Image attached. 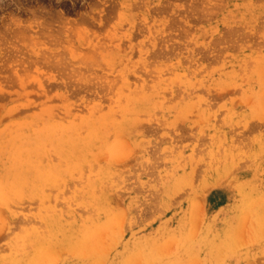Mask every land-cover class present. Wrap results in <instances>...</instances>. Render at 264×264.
Wrapping results in <instances>:
<instances>
[{"label":"rangeland","instance_id":"rangeland-1","mask_svg":"<svg viewBox=\"0 0 264 264\" xmlns=\"http://www.w3.org/2000/svg\"><path fill=\"white\" fill-rule=\"evenodd\" d=\"M109 1L0 0V264H264V0Z\"/></svg>","mask_w":264,"mask_h":264},{"label":"bare ground","instance_id":"bare-ground-1","mask_svg":"<svg viewBox=\"0 0 264 264\" xmlns=\"http://www.w3.org/2000/svg\"><path fill=\"white\" fill-rule=\"evenodd\" d=\"M2 1H4V4L7 5V4H6V3H7V0H1V2H2ZM10 1H11V0H10ZM106 1H109V0H106ZM166 1H167V0H166ZM166 1H165V2H166ZM187 1H188V0H187ZM189 1H190V0H189ZM196 1H197V0H196ZM201 1H203V0H201ZM207 1H209V0L203 1V3H204V2H207ZM222 1H223V0H222ZM222 1H221V2H222ZM12 2H13V1H12ZM102 2H103V1H102ZM113 2H114V0H113ZM194 2H195V1H194ZM221 2H220V3H221ZM109 3H110V1H109ZM118 3H119V2H118ZM143 3H145V2H143ZM166 3H167V2H166ZM185 3H186V2H185ZM195 3H196V2H195ZM198 3H200V2H198ZM207 3H208V2H207ZM211 3H213V1H212ZM218 3H219V1H218ZM19 4H21V3H19ZM100 4H101V3H100ZM110 4H111V3H110ZM110 4H109L108 7H105V8L108 9V8L110 7ZM115 4H117V3L114 2L113 5H115ZM169 4H170V3H169ZM221 4H222V3H221ZM0 5H2V3H1ZM101 5H102V4H101ZM148 5H149V4H148ZM172 5H173V3H172ZM172 5H170V6H172ZM190 5H191V4H190ZM192 5H193V3H192ZM195 5H197V4H195ZM208 5H210V4L208 3ZM208 5H207V7L205 6L207 9H208ZM2 6H3V5H2ZM22 6H23V5H22ZM116 6H117V5H116ZM164 6H165V5H164ZM173 6H174V5H173ZM5 7H6V6H5ZM13 7H14V6H13ZM19 7H20V6H19ZM19 7H18V9H19ZM141 7H142V6H141ZM143 7H144V6H143ZM165 7H166V11H167V7H169V6H165ZM188 7H189V6H188ZM192 7H193V6H192ZM197 7H198V5H197ZM205 7H204V8H205ZM21 8H22V7H21ZM115 8H116L115 6H114V7H113V6L110 7V9H114V10H116ZM155 8H156V7H155ZM171 8H172V7H171ZM212 8H213V7H212ZM214 8H215V6H214ZM110 9H109V10H110ZM160 9H161V8H160ZM198 9H199V8H198ZM200 9H201V8H200ZM200 9H199V11H200ZM202 9H203V8H202ZM207 9H206V10H207ZM4 10H6V9H4ZM10 10H11V8H10ZM109 10H107V11H109ZM153 10H155V9H153ZM158 10H159V8H158ZM170 10H171V9H170ZM170 10H169V11H170ZM192 10H194V9L192 8ZM192 10H190V11L192 12ZM195 10H197V9H195ZM209 10L212 11L210 8H209ZM104 11H105V10H104ZM112 11H113V10H112ZM155 11H156V10H155ZM159 11H160V10H159ZM171 11H172V10H171ZM179 11H180V9H179ZM182 11H183V10H182ZM5 12H6V11H5ZM114 12H115V11H114ZM176 12H177V11H176ZM180 12H181V11H180ZM180 12H179V13H180ZM183 12H184V11H183ZM9 13H10V12H9ZM13 13H14V12H13ZM158 13H159V12H158ZM165 13H166V12H165ZM168 13H169V12H168ZM172 13H173V12H172ZM192 13H194V12H192ZM198 13H199V12H198ZM202 13H203V11H202ZM205 13H208V10H207V12L204 11V14H203V15H205ZM209 13H212V12H209ZM107 14H108V13H107ZM109 14H110V13H109ZM155 14H156V13H155ZM160 14H161V13H160ZM199 14H200V13H199ZM199 14H197V15H199ZM0 15H1V14H0ZM4 15H6V14H4ZM7 15H8V14H7ZM151 15H152V14H151ZM193 15H194V14H193ZM201 15H202V14H201ZM201 15H199V17H200ZM206 15H207V14H206ZM1 16H2V15H1ZM171 16H172V15H171ZM174 16H175V15H174ZM207 16H208V15H207ZM207 16H206V17H207ZM103 17H105V15H104ZM167 17H168V16H167ZM177 17H178V16H177ZM177 17H176V18H177ZM203 17H204V16H203ZM2 18H3V17H2ZM182 18H183V17H182ZM184 18H185V17H184ZM193 18H194V17H193ZM201 18H202V17H201ZM204 18H205V17H204ZM10 19H11V18H10ZM174 19H175V17H174ZM186 19H187V16H186ZM194 19H195V18H194ZM194 19H192V21H193ZM0 20H1V19H0ZM105 20H107V19H105ZM170 20H173V19H170ZM176 20H177V19H176ZM189 20H190V18H189ZM195 20H196V19H195ZM178 21H179V20H178ZM160 22H161V21H160ZM169 22H170V24H171V23H172V24L174 23V22H172V21H169ZM194 22L196 23V21H194ZM11 23H12V22H11ZM176 23H177V22H175V25H176ZM185 23H186V22H185ZM197 23H199V22L197 21ZM172 24H171V27H172ZM188 24H189V23H188ZM13 25H14V24H13ZM179 25H180V24H179ZM152 26H153V25H152ZM157 26H158V25H157ZM173 26H174V25H173ZM185 26L188 27L187 25H185ZM21 27H22V26H21ZM23 27H24V26H23ZM166 27H167V26H166ZM171 27L169 26V28H171ZM28 28H29V27H28ZM139 28H140V27H139ZM152 28H153V27H152ZM176 28H177V27H176ZM180 28H181V27H180ZM183 28H185V27L183 26L182 29H183ZM188 28H189V27H188ZM188 28H186V32H187V31L189 32V30H187ZM196 28H197V27H196ZM11 29H12V27H11ZM17 29H18V28H17ZM29 29H30V28H29ZM171 29H172V28H171ZM173 29H174V28H173ZM191 29H192V28H191ZM222 29H223V28H222ZM224 29H225V27H224ZM9 30H10V28H9ZM26 30H27V29H26ZM178 30H181V29H179V27H178ZM237 30H238V29H237ZM237 30L233 29V32H234V31L236 32ZM162 31H163V30H162ZM172 31H173V30H172ZM175 31H176V30H175ZM184 31H185L184 29H183V31L181 30V32H184ZM14 32H16V31H14ZM14 32H13V33H14ZM26 32H27V31H26ZM26 32H24V33H26ZM153 32H154V29H153ZM166 32H167V30H166ZM186 32H185V33H186ZM191 32H192V31H190L189 34H190ZM233 32H232V33H233ZM235 32H234V33H235ZM18 33H19V32H17V34H18ZM20 33H21V32H20ZM24 33H21V34H24ZM140 33H141V32H140ZM171 33H172V32H170V34H171ZM232 33H231L230 35H233ZM237 33H238V32H237ZM26 34H27V33H26ZM172 34H173V33H172ZM241 34H242V33H241ZM8 35H9V34H8ZM157 35H159V34H157ZM186 35H187V34H186ZM224 35H225V34H224ZM224 35H223V36H224ZM227 35H229V33H228ZM230 35H229V36H230ZM235 35H236V33H235ZM255 35H256V32H255ZM175 36H176V35H175ZM219 36H220V35H219ZM219 36H218V38H219ZM233 36H234V35H233ZM233 36H232V38H233ZM240 36H241V35H240ZM249 36H250L249 38H251V36H252V38H253V34H252V35L249 34ZM167 37H168V36H167ZM170 37H171V35H170ZM173 37H174V36H173ZM224 37H225V36H224ZM234 37H235V39H234V38H233V39L236 40V36H234ZM237 37H238V35H237ZM165 38H166V37H164V39H165ZM238 38L241 39V37H238ZM246 38H248V37L246 36ZM246 38H244V39H246ZM162 39H163V38H162ZM164 39H163V41H164ZM219 39H222V38H219ZM219 39H218V40H219ZM240 39H239V40H240ZM170 40H171V39H170ZM218 40H217V41H218ZM225 40H227V37H226ZM237 40H238V39H237ZM11 41H12V40H11ZM222 41H223V39H222ZM228 41H230V42L232 43L233 40H232V41H231V40H228ZM165 42H166V40H165ZM230 42H229V44H230ZM236 42H239V41H235V43L233 42V44L236 45ZM241 42H244V41H241ZM12 43H14V42H12ZM220 43H221V41H220ZM223 43H224V41H223ZM225 43L227 44V42H225ZM10 44H11V42H10ZM14 44H15V43H14ZM227 45H228V44H227ZM218 46H219V45H218ZM211 47H212V46H211ZM224 47H226V46H224ZM226 48H227V47H226ZM219 49H220V48H219ZM13 50H15V49H13ZM13 50H12V51H13ZM155 50H156V49H154L153 51H155ZM160 50H161V54H162V53L164 54L163 50H165V49L163 48V50H162V49H160ZM160 50H157V51H160ZM173 50H174V49H173ZM203 50H204V49H203ZM208 50H209V49H208ZM208 50H207V51H208ZM222 50H223V48H222ZM15 51H16V50H15ZM157 51H156V52H157ZM165 51H168V50H165ZM174 51H175V50H174ZM174 51H173V52H174ZM209 51H210V50H209ZM224 51H225V49H224ZM156 52H153V53L155 54ZM169 52H170V50H169ZM169 52H168V55H170V53H171L172 51H171L170 53H169ZM205 52H206V51H205ZM157 53H158V52H157ZM157 53H156V56L159 54V53H158V54H157ZM24 54H25V53H24ZM166 54H167V53L165 52L164 55L166 56ZM173 54H175V53H173ZM25 55H26V54H25ZM214 55H215V54H214ZM219 55H220V54H219ZM219 55H218V56H219ZM20 57H21V56H20ZM22 58H23V57H22ZM23 59H24V58H23ZM27 59H28V58H27ZM18 62H21V60L18 61ZM22 63H23V61H22ZM24 63H25V62H24ZM16 64H17V63H16ZM16 64H15V65H16ZM13 67H14V66H13ZM21 67H23V66H21ZM1 68H2V67H1ZM14 68H15V67H14ZM4 69H5V67H4ZM16 69H17V68H16ZM2 70H3V69H2ZM25 70H27V69H25ZM25 70H23V71H25ZM10 71H11V70H10ZM10 71H8V72L10 73ZM19 71H22V70L20 69ZM12 74H13V73H12ZM249 75H250V74H249ZM17 78H18V76H17ZM4 79H5V78H4ZM5 80H6V79H5ZM242 118H243V117H242ZM102 237H103V236H102ZM142 259H143V258H142Z\"/></svg>","mask_w":264,"mask_h":264}]
</instances>
